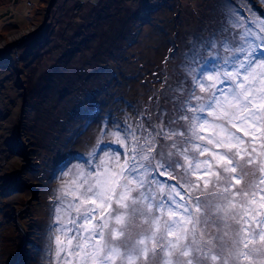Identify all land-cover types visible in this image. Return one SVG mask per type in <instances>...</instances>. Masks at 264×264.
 <instances>
[{"label":"snow or ice","instance_id":"1","mask_svg":"<svg viewBox=\"0 0 264 264\" xmlns=\"http://www.w3.org/2000/svg\"><path fill=\"white\" fill-rule=\"evenodd\" d=\"M251 23L231 13V39L186 54L167 123L117 128L123 151L62 170L47 264H264V24Z\"/></svg>","mask_w":264,"mask_h":264},{"label":"rangeland","instance_id":"2","mask_svg":"<svg viewBox=\"0 0 264 264\" xmlns=\"http://www.w3.org/2000/svg\"><path fill=\"white\" fill-rule=\"evenodd\" d=\"M99 1L54 0L42 30L5 48L14 41L10 35L42 23L48 0H0V264L51 259L49 237L58 227L54 198L61 183L72 180L62 170L96 163L86 152L88 136L104 126L106 145L91 142L95 155L123 151L110 133L141 121L145 127L158 123L161 111L167 123L183 99L177 89L191 83L186 54L231 39L222 31L231 13L254 21L253 30L264 24V0H146L141 7L130 0L138 14L129 26L123 13L118 30L104 29L102 63L76 66L64 75V87H47L41 76ZM77 148L82 155L74 154Z\"/></svg>","mask_w":264,"mask_h":264},{"label":"trees","instance_id":"3","mask_svg":"<svg viewBox=\"0 0 264 264\" xmlns=\"http://www.w3.org/2000/svg\"><path fill=\"white\" fill-rule=\"evenodd\" d=\"M134 1L138 2L139 7L146 2V0ZM130 3V0H100L91 12L92 17L85 23H81L75 36L66 43L60 57L41 76L42 82L44 81L47 87L62 88L66 85L64 75L70 76L69 71L76 70V66L85 67L92 64L96 66L102 63L104 55L101 52L104 50L99 42L103 41L104 34L108 36L104 29L115 27L117 22L120 23V16L123 13L125 15H123L122 23L129 26L138 14V9L132 7ZM115 28L118 30L117 27Z\"/></svg>","mask_w":264,"mask_h":264},{"label":"bare ground","instance_id":"4","mask_svg":"<svg viewBox=\"0 0 264 264\" xmlns=\"http://www.w3.org/2000/svg\"><path fill=\"white\" fill-rule=\"evenodd\" d=\"M21 34L22 33H16V34L10 35V39L11 40H15V39L19 38L21 36ZM3 45H4V43H1L0 47H2ZM101 130L107 131V130H105V127L102 126V127L98 128V130L94 131L91 135L89 134L90 136H88V138H87V146H86V148H87L86 152L88 153V155H89V153L93 152L94 143L96 144V146L98 148L100 146L102 147V146L106 145V143L104 142L105 140L103 139V137H101L99 135ZM91 142H92L93 146L91 145ZM83 146H85V145H83ZM74 152H75L74 154H76V153L79 154V155L83 154V152H82V150L80 148H77V150H75ZM89 156H91V155H89Z\"/></svg>","mask_w":264,"mask_h":264},{"label":"water","instance_id":"5","mask_svg":"<svg viewBox=\"0 0 264 264\" xmlns=\"http://www.w3.org/2000/svg\"><path fill=\"white\" fill-rule=\"evenodd\" d=\"M53 2H54V0H48V4H47L46 10H45L44 19H43L42 23L36 29L32 27V29L26 30V32L23 31L24 33L21 34V36L19 38H17L14 41H12L5 48L17 47L19 44L23 43L31 35L32 32H36V31L42 30V28L44 27V24H45V22H46V20L48 18V12H49L50 7H51Z\"/></svg>","mask_w":264,"mask_h":264}]
</instances>
